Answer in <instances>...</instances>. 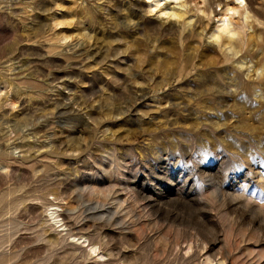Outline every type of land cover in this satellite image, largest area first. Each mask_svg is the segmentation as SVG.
<instances>
[{"label":"rangeland","instance_id":"obj_1","mask_svg":"<svg viewBox=\"0 0 264 264\" xmlns=\"http://www.w3.org/2000/svg\"><path fill=\"white\" fill-rule=\"evenodd\" d=\"M170 1L0 0V264H264V0Z\"/></svg>","mask_w":264,"mask_h":264},{"label":"bare ground","instance_id":"obj_2","mask_svg":"<svg viewBox=\"0 0 264 264\" xmlns=\"http://www.w3.org/2000/svg\"><path fill=\"white\" fill-rule=\"evenodd\" d=\"M161 1L162 0H153V3H151L149 6L156 7L158 4L161 3ZM164 1H170V0H164ZM230 4L231 3H229L228 0H225L224 5H223L224 8L220 12V16H219V19H218L220 23L217 25V30H215L214 33H217V31H219V30L230 31L229 26H228V18H229V16L231 15V13L233 11H236L237 8H240V7L244 6L246 4V0H233L232 4H231L233 6H231ZM178 15H179V13H178ZM52 218H54L55 223H58L60 221L59 219L55 218V216L52 217ZM90 248H91L90 250H92V251L95 250L94 246H91Z\"/></svg>","mask_w":264,"mask_h":264}]
</instances>
